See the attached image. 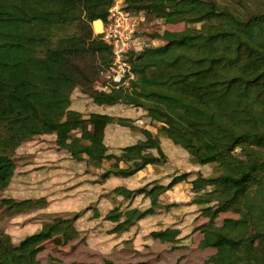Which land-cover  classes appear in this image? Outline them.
<instances>
[{
  "label": "trees",
  "instance_id": "16d2710c",
  "mask_svg": "<svg viewBox=\"0 0 264 264\" xmlns=\"http://www.w3.org/2000/svg\"><path fill=\"white\" fill-rule=\"evenodd\" d=\"M115 1L0 0V195L19 173L67 183L102 170L96 183H113L105 196L114 206L93 218L111 225L106 233L121 249L136 242L137 233L127 236L144 221L180 206L161 196L185 183L195 210L182 217L193 214L199 249L215 250L205 264H264V0H125L137 28L141 19L184 28L146 33L158 44L129 53L134 80L105 92L96 87L112 53L93 23L106 24ZM77 91L98 110L74 109ZM116 105L135 109L148 124L114 115ZM113 128L138 139L110 147ZM159 135L195 169L159 177L169 166ZM65 161L77 169L66 170L71 178L58 166ZM147 166L152 176L136 179ZM133 179L136 188L127 185ZM138 198L142 205L133 206ZM44 202L0 198V210L12 218ZM227 213L235 218L217 224ZM78 217L55 216L16 244L0 230V264H41L47 245L79 239ZM166 223L145 237L176 245L191 233L181 217Z\"/></svg>",
  "mask_w": 264,
  "mask_h": 264
},
{
  "label": "rangeland",
  "instance_id": "374dc122",
  "mask_svg": "<svg viewBox=\"0 0 264 264\" xmlns=\"http://www.w3.org/2000/svg\"><path fill=\"white\" fill-rule=\"evenodd\" d=\"M95 28L99 31L100 26L96 25ZM183 28L182 24L163 26L158 22L148 24L141 19L136 37L141 46H155L158 43L154 40H148L146 33L151 34L156 30L162 32L165 29L181 31ZM73 100L72 107L74 109L79 107L83 114L98 110L91 103H86V97H83L78 91L73 95ZM75 101H81V103L78 104ZM112 112L114 115L132 119L137 125L145 126L148 124V120L131 107L116 105L113 107ZM139 120L140 122H137ZM147 128L156 132L155 127L150 126ZM159 137L163 142L162 148L169 160V166L162 169L163 174L159 177L173 175L174 173H185L195 169L185 151L166 141L163 135H159ZM135 141V133L125 128H116L115 131L109 133L106 144L110 147H121ZM87 170L84 177L67 183L64 182L68 179L67 177H62L64 179L59 180L50 177L42 181L43 177L37 176V173L29 172L25 174L26 176H21L19 173L8 189L0 195V198L19 201L33 196L45 200V202L41 203L36 211L32 210L12 218L5 216L3 211L0 210V230L8 233L12 237V242L16 244L26 235L37 232L36 229L40 224L51 220L55 216L72 218L79 215L80 217L76 221L80 231L79 239L61 247L47 245L46 249L38 255L41 264H104L106 262L111 264H205V261L215 253L214 249H199L198 243L201 236L198 233L191 232L193 214H190L187 218L182 217L184 213L195 210V207L187 206L191 201V195L190 186L185 183L177 185L161 196L164 202L178 203L180 204L179 207L172 208L171 212H167V216L166 214L163 217L162 215L158 216V220L153 218L144 221L127 236V238H130L137 233L136 242L118 249L115 244L119 240H115L112 237L113 235L106 233L111 225L101 219L93 218L95 211L104 214L114 206L111 198L105 196L106 192L113 187V183H96L102 170L94 168ZM84 171L86 172V170ZM201 172L208 175L210 167H202ZM81 173L82 171L78 174ZM152 173H154L152 169L147 167L143 173L138 175V178L144 176L147 179ZM84 180L85 185H76L78 181ZM56 182L64 184L61 188L56 187V192H53L52 189L57 184ZM127 185L136 188L140 184L133 179ZM142 203L143 200L138 198L133 202V206H141ZM180 217L181 222L184 221L182 226L186 229L185 233L189 234L191 232L185 240L179 241L176 245H171L161 244L157 240H149L145 237L152 229L166 226L168 224L166 220L176 218V221H179ZM229 217L235 218L231 214H223L217 219V224H221L223 219Z\"/></svg>",
  "mask_w": 264,
  "mask_h": 264
},
{
  "label": "built area",
  "instance_id": "2783aa9c",
  "mask_svg": "<svg viewBox=\"0 0 264 264\" xmlns=\"http://www.w3.org/2000/svg\"><path fill=\"white\" fill-rule=\"evenodd\" d=\"M125 0H116L108 11L106 24L100 34L112 53V64L99 73L101 91L127 88L134 80L128 61L129 53L141 50L143 46L135 39L138 19L124 9Z\"/></svg>",
  "mask_w": 264,
  "mask_h": 264
},
{
  "label": "crops",
  "instance_id": "0c3cea01",
  "mask_svg": "<svg viewBox=\"0 0 264 264\" xmlns=\"http://www.w3.org/2000/svg\"><path fill=\"white\" fill-rule=\"evenodd\" d=\"M96 23H100V30L99 31H96L95 30V24ZM102 25H103V23L101 22V21H95L94 23H93V30H94V32L96 33V34H100V32H101V30H102ZM97 26H99V24H97ZM137 122H140V120L139 121H137ZM147 128V127H146ZM116 130V128H113V129H111V132H113V131H115ZM150 130V129H149ZM138 139V137H136V140ZM121 142V141H120ZM119 142V143H120ZM130 144H132V143H129V145ZM58 166H60L62 169H64V170H62L61 171V174H65L66 176H70V175H72L70 172H68V173H65L66 172V170H73L75 173H77V169L73 166V165H71V164H69L67 161H65V162H61V163H59L58 164ZM147 167H150L151 169H152V171L154 172V170H153V168L151 167V166H147ZM146 167V168H147ZM28 168V167H27ZM27 168H25V169H27ZM68 168V169H67ZM145 168V169H146ZM145 169H143L142 171H140V172H138L137 174H136V179H138V180H143V179H145V177L144 176H142L141 178H138V175L139 174H141V173H143V171L145 170ZM153 174V173H152ZM152 174L149 176V177H151L152 176ZM47 178H50V176L49 177H43L42 179V181H44L45 179H47ZM69 178H71V176L69 177ZM61 186H62V184H55V186L53 187V189H52V191L53 192H56L55 191V188L56 187H60L61 188ZM162 199V198H161Z\"/></svg>",
  "mask_w": 264,
  "mask_h": 264
},
{
  "label": "bare ground",
  "instance_id": "6f19581e",
  "mask_svg": "<svg viewBox=\"0 0 264 264\" xmlns=\"http://www.w3.org/2000/svg\"><path fill=\"white\" fill-rule=\"evenodd\" d=\"M99 26H100V24H99ZM100 30V29H99ZM98 31V30H97Z\"/></svg>",
  "mask_w": 264,
  "mask_h": 264
}]
</instances>
